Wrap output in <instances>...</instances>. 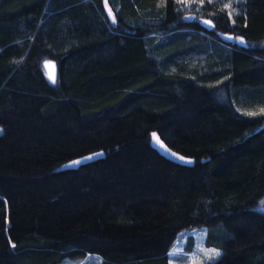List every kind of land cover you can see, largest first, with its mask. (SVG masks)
I'll use <instances>...</instances> for the list:
<instances>
[{"label":"trees","instance_id":"obj_1","mask_svg":"<svg viewBox=\"0 0 264 264\" xmlns=\"http://www.w3.org/2000/svg\"><path fill=\"white\" fill-rule=\"evenodd\" d=\"M256 86L264 0H0V264H264Z\"/></svg>","mask_w":264,"mask_h":264},{"label":"rangeland","instance_id":"obj_2","mask_svg":"<svg viewBox=\"0 0 264 264\" xmlns=\"http://www.w3.org/2000/svg\"><path fill=\"white\" fill-rule=\"evenodd\" d=\"M107 8L109 12L110 8L108 6ZM43 67L47 79L50 82H54V64L50 61H45ZM245 92L249 93V96L251 95L253 97L247 96L244 111L249 113L264 112V88H259L257 86L249 87ZM244 99L245 97L243 100ZM1 132L2 127L0 126V133ZM156 138L157 137L155 135H152V141L157 147H159L163 152L176 157L159 141V139V142H157ZM70 164L74 163L72 162ZM257 208H264V197L258 202ZM208 232L209 228L207 226L192 227L180 231L170 247L168 264H209L210 262L218 259L222 254V250L207 244ZM213 250L219 252L220 254L213 257ZM58 264H101V258L96 253H88L80 257H65Z\"/></svg>","mask_w":264,"mask_h":264},{"label":"snow or ice","instance_id":"obj_3","mask_svg":"<svg viewBox=\"0 0 264 264\" xmlns=\"http://www.w3.org/2000/svg\"><path fill=\"white\" fill-rule=\"evenodd\" d=\"M226 7H231V5H227ZM231 15H232V13L230 12L229 13V16L231 17ZM109 16H113V14H112V12H111V10H109ZM116 21H115V17L113 16V23H115ZM205 24H210V22L209 21H205L204 22ZM229 39H232L231 37H229ZM240 43L241 44H243L244 43V41L243 40H240ZM155 138V137H154ZM157 139V142H159L158 141V138H156ZM96 155H101V154H96ZM173 155H175L174 153H173ZM93 157H88V158H86V159H92ZM178 159H180V160H184V158L183 157H178ZM187 163H191V161H186ZM74 164H80V163H82V161H75V162H73ZM220 253L219 252H216V251H212V256L213 257H215V256H218Z\"/></svg>","mask_w":264,"mask_h":264}]
</instances>
